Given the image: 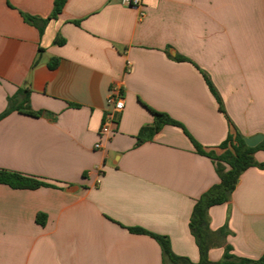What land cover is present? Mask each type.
Masks as SVG:
<instances>
[{"label": "crops", "instance_id": "1", "mask_svg": "<svg viewBox=\"0 0 264 264\" xmlns=\"http://www.w3.org/2000/svg\"><path fill=\"white\" fill-rule=\"evenodd\" d=\"M53 3L0 0V116L26 90L41 112L0 119V169L49 183H0V264H163L158 242L129 228L168 238L174 254L197 263L189 222L219 182L215 165L179 127L138 136L154 122L148 108L205 149L222 144L231 124L245 138L264 135V0H143V19L122 0H68L43 32L24 20L48 19ZM116 87L125 108L95 149ZM255 159L264 163V152ZM209 219L227 232L212 262L231 247L264 264V166L244 171Z\"/></svg>", "mask_w": 264, "mask_h": 264}, {"label": "trees", "instance_id": "2", "mask_svg": "<svg viewBox=\"0 0 264 264\" xmlns=\"http://www.w3.org/2000/svg\"><path fill=\"white\" fill-rule=\"evenodd\" d=\"M68 0H54L53 10L50 17L46 20L23 14L24 20L37 27L40 32L50 19H56L64 10ZM58 60L54 59L49 63V68L55 69ZM207 84L212 94L217 99L222 112L223 105L220 96L212 85L211 81L206 77ZM19 94L25 95V102H18L17 99H9L7 110L0 116L3 119L13 111L23 112L32 117H40L41 112H35L29 105V91H21ZM149 111L154 116V122L151 126L142 128L138 142L153 138L164 126H175L184 130L189 137L195 151L204 157L209 158L215 165L219 182L213 185L205 192L196 202L190 222L189 228L193 235L197 247L199 249L200 259L197 263H192L188 258L181 257L173 253L168 238L164 236L154 235L140 228H129V231L136 234H148L152 236L160 245L163 256V264H252L255 263L249 259L239 258L232 253L231 247L225 249L223 259L219 262H212L209 258L210 249L217 243L223 241L226 237V229H220L214 232L210 227L209 210L211 207L225 204L231 198L233 191L244 171L250 167H263L264 163H258L255 159V153L264 152V140L256 147H249L245 142V137L231 124L232 130L227 139L217 148L205 149L197 143L184 129L183 125L171 118L168 114L158 112L151 108ZM0 183L9 185L17 189L34 190L43 186H49L35 176H29L18 172L0 169ZM44 216H39L41 224H44Z\"/></svg>", "mask_w": 264, "mask_h": 264}, {"label": "built area", "instance_id": "3", "mask_svg": "<svg viewBox=\"0 0 264 264\" xmlns=\"http://www.w3.org/2000/svg\"><path fill=\"white\" fill-rule=\"evenodd\" d=\"M122 5L138 9L140 18L143 19L145 17L143 0H122ZM107 105L108 110L100 129L101 140L95 144V149H101L103 147V139H108L110 137L113 126L117 123L119 115L125 108L124 95L120 89L117 87L113 88L110 95L107 97Z\"/></svg>", "mask_w": 264, "mask_h": 264}, {"label": "water", "instance_id": "4", "mask_svg": "<svg viewBox=\"0 0 264 264\" xmlns=\"http://www.w3.org/2000/svg\"><path fill=\"white\" fill-rule=\"evenodd\" d=\"M264 140V135H255L252 137L245 138V142L249 147H256Z\"/></svg>", "mask_w": 264, "mask_h": 264}]
</instances>
